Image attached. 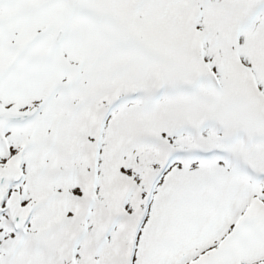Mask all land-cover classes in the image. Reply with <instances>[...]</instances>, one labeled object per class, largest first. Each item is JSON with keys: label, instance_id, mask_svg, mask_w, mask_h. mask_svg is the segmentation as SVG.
<instances>
[{"label": "snow or ice", "instance_id": "6c2138e0", "mask_svg": "<svg viewBox=\"0 0 264 264\" xmlns=\"http://www.w3.org/2000/svg\"><path fill=\"white\" fill-rule=\"evenodd\" d=\"M0 264H264V0H0Z\"/></svg>", "mask_w": 264, "mask_h": 264}]
</instances>
